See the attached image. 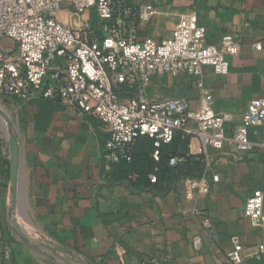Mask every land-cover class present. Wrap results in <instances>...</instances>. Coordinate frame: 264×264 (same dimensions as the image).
<instances>
[{
	"label": "crops",
	"instance_id": "crops-1",
	"mask_svg": "<svg viewBox=\"0 0 264 264\" xmlns=\"http://www.w3.org/2000/svg\"><path fill=\"white\" fill-rule=\"evenodd\" d=\"M126 1L159 10L149 22L138 23L140 42L172 39L179 18L186 14L197 15L208 45L221 49L226 35L240 41L239 55H225L227 75L211 66L203 68L213 110L232 117L226 127L232 136L248 104L264 98V0ZM71 13L65 5L60 21L77 27L89 17ZM5 45L11 46V41ZM147 97H185L199 109L202 90L190 76H155ZM4 103L10 105L18 131L21 190L14 207L9 146L6 134L0 133V264H76L73 257L95 264H139L148 258H159L161 264H226L234 236L244 247L243 264H264V227H255L244 215L247 200L256 191L264 193V149L244 154L241 161L235 160L236 148L229 144L221 151L210 149L213 173L220 181L207 195L196 192L190 199L186 190L193 178L164 176L156 186L141 174L126 175L124 168L106 170L103 151L109 130L102 122L59 101L10 97ZM152 149V141L142 138L137 155L151 158ZM175 150L198 157L202 144L197 137L179 140ZM139 168L145 171L147 163ZM192 174H197L196 167ZM16 231L39 249L27 245ZM39 237L48 241L47 247ZM50 244L66 253L53 252ZM7 246L12 247L10 259L5 258Z\"/></svg>",
	"mask_w": 264,
	"mask_h": 264
},
{
	"label": "built area",
	"instance_id": "built-area-1",
	"mask_svg": "<svg viewBox=\"0 0 264 264\" xmlns=\"http://www.w3.org/2000/svg\"><path fill=\"white\" fill-rule=\"evenodd\" d=\"M65 5L72 8V15L89 17L77 27L64 24L59 16ZM157 14L152 4L135 7L126 0H0V97L59 101L105 124L109 130L103 151L106 170L131 162L141 137L153 140L156 161L158 149L172 143L177 134L183 140L199 138L205 172L188 180L186 190L187 197L195 199L196 192L207 195L220 181V175L213 173L210 149L234 146L236 161L264 149V98L252 100L242 123L232 136L227 135L232 117L213 110V96L204 89L203 68L211 66L227 75L230 64L225 55H239L240 41L226 35L221 49L208 45L206 28L195 14L179 18L172 39L138 41V23ZM92 15L101 24L99 31ZM7 40L11 46L5 45ZM184 75L193 77L202 90L199 109H193L185 97L159 101L147 97L155 76ZM185 162V157H172L170 166ZM149 180L157 183V175L150 174ZM244 215L255 227H264L262 191L247 200ZM232 244L226 264H243L240 238L232 237ZM11 257L12 247L7 246L5 258ZM139 264H161V260L148 258Z\"/></svg>",
	"mask_w": 264,
	"mask_h": 264
},
{
	"label": "trees",
	"instance_id": "trees-1",
	"mask_svg": "<svg viewBox=\"0 0 264 264\" xmlns=\"http://www.w3.org/2000/svg\"><path fill=\"white\" fill-rule=\"evenodd\" d=\"M96 26H97V31L100 30L101 24L98 22V19L94 21ZM10 98V97H7ZM14 98V97H12ZM17 99V98H15ZM20 100V99H18ZM21 101V100H20ZM180 134V135H179ZM177 134L176 138L174 141L168 145H163L161 146L158 151H159V161H156L154 158V153L157 150V148L154 146L153 140H151L148 137H141L137 142L134 147V153H133V159L131 162L123 161L119 164L114 165L113 167L117 168H124V171L126 172L125 174L130 175L132 173H135V175L141 174V177L147 180H149V175L152 173H155L157 175L158 181L157 183H151L149 180L150 184L152 185H158L162 177H171L174 175H177L179 178H193V179H198L203 176L205 172V161L204 157L198 156L194 157L188 154H179L176 152L175 147L177 146V143L179 140L181 142H187L188 140H183L181 133ZM179 135V136H178ZM142 138H147L152 141L153 145V153L151 158H139L137 155V148L140 140ZM168 149V150H167ZM168 151V152H165ZM172 157H185L186 162L183 164H179L176 167H171L170 166V160ZM144 162L147 163V167L145 171H141L139 166L143 164ZM192 166L196 167V172L197 174L193 175L192 174ZM158 169V170H157ZM140 178V177H139ZM135 183L134 185H136Z\"/></svg>",
	"mask_w": 264,
	"mask_h": 264
},
{
	"label": "water",
	"instance_id": "water-1",
	"mask_svg": "<svg viewBox=\"0 0 264 264\" xmlns=\"http://www.w3.org/2000/svg\"><path fill=\"white\" fill-rule=\"evenodd\" d=\"M0 116L3 120L4 125L7 128L5 134L10 152V177H11L12 195H13L14 207H15L19 203L20 190H21V149H20L18 131L13 119L1 108H0ZM16 232L19 235V237L25 243H27V245H29L34 249H39L38 244L36 245L34 243H31L27 237H25L18 231ZM39 240L41 241L43 247L48 246L46 245L48 241H45L41 237H39ZM49 249H51L55 253H66L63 249L59 247H55L53 244L49 245ZM73 260L76 264H95L85 260H77L75 257H73Z\"/></svg>",
	"mask_w": 264,
	"mask_h": 264
},
{
	"label": "rangeland",
	"instance_id": "rangeland-1",
	"mask_svg": "<svg viewBox=\"0 0 264 264\" xmlns=\"http://www.w3.org/2000/svg\"><path fill=\"white\" fill-rule=\"evenodd\" d=\"M7 99V97L1 96L0 97V108L5 111L9 116L10 115V105H6V103H4V100ZM6 126L3 123V120L0 116V133L2 134V136H4V134L6 133Z\"/></svg>",
	"mask_w": 264,
	"mask_h": 264
}]
</instances>
